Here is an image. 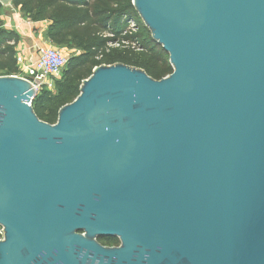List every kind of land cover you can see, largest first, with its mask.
Returning <instances> with one entry per match:
<instances>
[{
  "label": "water",
  "instance_id": "water-1",
  "mask_svg": "<svg viewBox=\"0 0 264 264\" xmlns=\"http://www.w3.org/2000/svg\"><path fill=\"white\" fill-rule=\"evenodd\" d=\"M132 5L166 77L96 66L49 124L0 76V264H264V0Z\"/></svg>",
  "mask_w": 264,
  "mask_h": 264
},
{
  "label": "trees",
  "instance_id": "trees-1",
  "mask_svg": "<svg viewBox=\"0 0 264 264\" xmlns=\"http://www.w3.org/2000/svg\"><path fill=\"white\" fill-rule=\"evenodd\" d=\"M11 0L14 7L32 22L49 21L45 38L59 49L73 50L59 78L54 80L53 90L42 89L31 101L37 117L54 124L58 110L72 102L79 94L81 82L88 78L94 67L101 64L122 63L144 70L159 80L172 73L168 54L152 40L132 0ZM0 3V10L2 8ZM128 20L136 26L135 32L123 34ZM96 29L112 35L106 36ZM123 40L128 43L122 49L111 48L104 52L109 41ZM19 36L4 27L0 12V76L15 75V47ZM134 43L135 48L130 44ZM137 48V50H136ZM104 52L97 60V54ZM98 241L106 246H118L117 238L104 237Z\"/></svg>",
  "mask_w": 264,
  "mask_h": 264
},
{
  "label": "built area",
  "instance_id": "built-area-1",
  "mask_svg": "<svg viewBox=\"0 0 264 264\" xmlns=\"http://www.w3.org/2000/svg\"><path fill=\"white\" fill-rule=\"evenodd\" d=\"M128 28H125L123 34L135 32L136 26L132 20H128ZM106 36H112L107 34ZM128 43L117 39L109 41L105 46L104 52H108L111 48L122 49L127 47ZM131 48H135V44H130ZM137 50V48H136ZM104 52L100 51L96 59L100 60ZM36 59L26 61L20 54L15 55V61L18 68V73L13 76H18L28 80L34 87L36 94L42 89L53 90L54 80L59 78L63 69L66 66L68 58L58 49L49 45H42L35 48ZM3 227L0 225V241L3 239Z\"/></svg>",
  "mask_w": 264,
  "mask_h": 264
},
{
  "label": "crops",
  "instance_id": "crops-1",
  "mask_svg": "<svg viewBox=\"0 0 264 264\" xmlns=\"http://www.w3.org/2000/svg\"><path fill=\"white\" fill-rule=\"evenodd\" d=\"M13 13L6 16V20L1 18L4 27L13 30L19 36L16 44V54H20L26 61L36 59L35 48L42 45H49L45 38V30L49 23L45 20L32 22L27 18H22L16 9Z\"/></svg>",
  "mask_w": 264,
  "mask_h": 264
},
{
  "label": "rangeland",
  "instance_id": "rangeland-1",
  "mask_svg": "<svg viewBox=\"0 0 264 264\" xmlns=\"http://www.w3.org/2000/svg\"><path fill=\"white\" fill-rule=\"evenodd\" d=\"M86 1H88L87 3H91V2H93V0H86ZM13 9H16V11L18 12V14L22 17V18H25V15L23 14V12L19 9V7H14L12 4H10V5H8V6H2V8H1V10H0V12H1V18H4V21L6 20V16H9L11 13H13ZM3 20V19H2ZM3 21V22H4ZM47 23H49V21H47V20H45ZM128 26H129V24L128 23H126V25H125V27L123 28V29H125V28H128ZM98 32H100L101 34H105V35H107L106 34V32H103V31H101V30H98V29H96ZM49 46H51V47H53V48H57V47H55L54 45H52V44H49ZM59 49V48H58ZM67 58H69V56H70V54H73V53H77V52H75V51H73V50H66V49H59Z\"/></svg>",
  "mask_w": 264,
  "mask_h": 264
}]
</instances>
